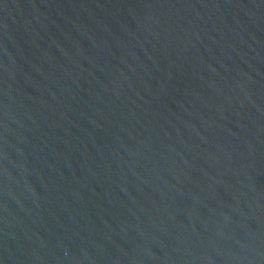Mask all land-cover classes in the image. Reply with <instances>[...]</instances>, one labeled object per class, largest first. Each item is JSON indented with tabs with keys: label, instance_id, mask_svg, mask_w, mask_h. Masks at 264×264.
I'll return each mask as SVG.
<instances>
[{
	"label": "water",
	"instance_id": "water-1",
	"mask_svg": "<svg viewBox=\"0 0 264 264\" xmlns=\"http://www.w3.org/2000/svg\"><path fill=\"white\" fill-rule=\"evenodd\" d=\"M0 264H264V0H0Z\"/></svg>",
	"mask_w": 264,
	"mask_h": 264
}]
</instances>
